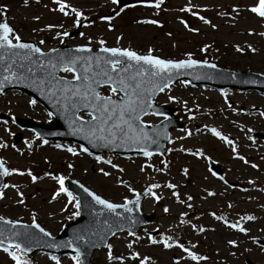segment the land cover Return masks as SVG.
Segmentation results:
<instances>
[{"label": "rangeland", "instance_id": "obj_1", "mask_svg": "<svg viewBox=\"0 0 264 264\" xmlns=\"http://www.w3.org/2000/svg\"><path fill=\"white\" fill-rule=\"evenodd\" d=\"M64 2L70 6L66 9L69 15L58 10L55 0H28L27 5L24 0H0V5L7 9L0 20L6 19L20 37L42 39L44 48L65 44L99 48L98 41L103 39L107 47L130 48L141 54L152 48L153 55L171 60L188 59L190 53L192 59L215 62L224 68L264 73V35H261L264 18L249 10L257 0H163L159 8L138 4L120 9L113 0ZM73 7L87 14V22L82 23L75 38L67 39L57 33L77 27L73 25ZM102 16L112 19L101 20ZM150 20L158 23L141 22ZM49 24L55 27L46 28ZM237 46L242 51H238ZM63 75L71 78L72 73L64 71ZM103 92L110 93L109 90ZM157 100L174 107V113L183 123L182 128L172 132L165 155H94L84 152V147L78 143L47 141L33 130L20 127L13 119H0V144L6 145L0 147V159L9 169L30 170L38 177L33 182L26 174L7 176L9 187L2 189L0 216L32 223L35 215L36 222L52 235L59 234L65 225L74 221L78 217L72 216L77 211L75 201L69 203L64 193L54 199L59 185L45 176L46 172L52 176L62 175L65 181L76 179L114 203L124 202L150 184H158L160 187L151 189L142 205L143 212L155 215L151 223L134 236L118 233L109 243L113 259H108L107 247L93 255L91 264H139L144 257L150 258L146 264H264L262 246L252 239L264 240V138L256 136V133L264 135V116L261 115L264 93L179 81L165 89ZM31 101L35 100L19 90L4 91L0 93V113L49 123L53 119L51 113ZM255 106H258L256 111L252 110ZM144 120L154 123L161 118L149 114ZM235 122L241 123V128L232 124ZM211 128H216L232 144L214 136ZM19 133L21 139L15 143ZM233 145L236 153L232 152ZM68 148L77 154L68 152ZM197 150L203 155L192 154ZM238 156H243L247 163ZM210 160L223 167V180L220 175H213ZM112 164L117 167L113 168ZM253 164L257 167L253 168ZM101 169L109 175H103ZM229 182L240 186L233 187ZM16 183L17 187H11ZM168 183L175 184L176 188H167ZM173 191L179 200L172 195ZM209 191L214 195L209 196ZM18 192L23 195H17ZM151 192L161 199L156 200ZM188 196L192 199L188 200ZM21 199L23 204L18 203ZM165 207L169 209L167 213L163 210ZM181 213L186 215L181 216ZM248 216L255 219L249 220ZM233 223L248 231L242 233L229 227ZM150 231L157 233L151 235ZM149 235L156 240H161L162 235H175V245L166 249L162 243L151 244ZM229 240L236 241V246L229 245ZM177 243L207 259L193 261ZM3 248L0 246V264H15ZM133 252L138 253V257H132ZM30 257L36 264H56L45 252H35ZM56 258L60 264H74L71 255Z\"/></svg>", "mask_w": 264, "mask_h": 264}, {"label": "snow or ice", "instance_id": "obj_2", "mask_svg": "<svg viewBox=\"0 0 264 264\" xmlns=\"http://www.w3.org/2000/svg\"><path fill=\"white\" fill-rule=\"evenodd\" d=\"M58 5V10L64 15H69V12L66 11L69 5H67L64 0H55ZM117 0H113V3H116ZM142 3L146 2L148 6H153L155 8H159L163 3V0H141ZM28 0H24V4L27 5ZM6 6L0 5V17H4L6 13ZM252 13L257 14L261 18H264V0H257V3L250 7L249 9ZM71 13L74 14L75 19L73 21L74 26H78L81 22L82 13L78 11L76 8H71ZM196 15V13H193ZM34 20H38L39 17H33ZM101 20H111L110 16H102ZM201 20H204V17H200ZM143 23H151L157 24L158 21L150 20V21H141ZM205 23H208L207 20H204ZM54 25H46V28H53ZM187 27V24H185ZM215 27V25H213ZM192 31H196V29H191ZM35 31V29H34ZM57 35L68 36V32L57 33ZM81 36L84 34L81 33ZM264 35V33H261ZM119 37L117 38V42H119ZM91 40V38H89ZM41 44L44 43L43 40L40 41ZM100 45V53L101 55H97L95 57L91 55H79L73 57H66L61 54L56 62L49 61L48 67L53 69L58 66L65 72L72 73L71 80L65 78H59L56 80V87L59 92L58 99L62 98V102L65 104V107L70 104L72 109L76 111L79 108H84L89 110L90 120L87 122H83L80 125V128L74 129V132H83L86 134V138H91L94 141L104 142L105 144H112L115 141L119 140L121 144L132 143L137 145H144L147 143L156 144L158 143V139L154 140L151 136H149L148 132L144 130L143 121H141V116L145 114V107H151V104H146L144 96L146 93L149 94V99L151 98L150 94L152 89H156L159 91H163L164 88L168 86L172 82L173 70H180L184 68H192L197 65H207L209 68H215V64H209L208 61H198L191 58V54L188 53V59L181 60H171V59H162L158 56L153 55V49L149 48L147 53L141 54L130 48H121V47H107L105 46V41L100 39L98 41ZM207 45H205V48ZM251 47V46H249ZM18 50H24L23 54H21ZM238 51H242L237 46ZM49 51H55L54 49H50ZM79 53H89L91 51L87 46H79L76 50ZM203 51V49H201ZM255 51V49H252ZM3 53H11L13 57L21 56L23 60L30 61L35 63L36 60H33V54L39 53L40 57H44L46 53L42 52L39 47H36L32 43H25L22 41L19 34L15 32V30L7 23L6 19L0 20V63L6 60V57ZM107 54V55H103ZM40 64H43V60L40 59ZM23 67V65H21ZM32 71V69H29ZM3 71L5 73H11V65L4 67ZM15 74L6 75L3 77V80H0V84L5 81L11 82L12 78ZM22 75V74H21ZM167 80V84H164L163 87L160 86L157 81L163 82ZM72 81H76V84H73ZM40 85L42 88L45 86V81L43 79L40 80ZM186 84L187 81H184ZM100 85H107L109 87V91L112 94L111 96H104L97 90ZM151 85V87H148ZM49 92H52V88H48ZM122 94V95H121ZM56 95V93H53ZM113 96H119V99H113ZM169 99H174L173 97H169ZM30 103H35V101H31ZM51 115V114H50ZM75 116V112L72 113ZM264 116V113H261ZM77 120H82L81 117L77 116ZM139 122V124L137 123ZM211 133L225 141L228 144H232L230 140L224 135H222L216 128L209 129ZM159 137V133L156 134ZM190 135V133H188ZM251 139V137H249ZM95 146V145H94ZM0 147H6V145L0 144ZM59 147V145H57ZM182 151H190L188 149H181ZM68 152L76 155L77 153L72 149L68 148ZM84 152H88L87 148L83 149ZM140 151L144 156H151L152 153L147 150L146 147H141ZM232 152L236 153L237 149L233 145ZM90 154V153H89ZM193 155L202 156L203 154L197 150ZM99 161L100 157H96ZM238 159L247 163V160L243 156H238ZM107 163H111L107 161ZM150 166V165H149ZM69 168L72 167L71 164L68 165ZM113 168H116L117 165L112 164ZM253 168L257 167V165L253 164ZM143 171V167L140 169ZM163 169H158V171H162ZM122 171V169H121ZM187 173V169L184 170ZM103 175H109L108 172L101 169ZM19 174V175H28L33 182H35L38 177L34 175L30 170L26 172H22L19 169L11 168L5 166V162L0 159V177L8 176L10 174ZM45 176H50L54 179L59 187L56 192L53 194V198L55 199L59 194L64 193L68 197L69 203L75 201V207L77 211L72 213L73 217L80 215V207L81 203L79 200L73 196L72 192H70L65 186L64 181L65 177L62 175L52 176L51 173H44ZM215 175V173H213ZM220 179H224L222 176ZM251 183V181H249ZM123 183V181H121ZM169 189L176 188L175 184L168 183L165 185ZM3 188H8V184H4ZM11 187H16L12 185ZM83 188V191L88 194L92 198V201L97 205L102 206V211L107 210L108 212L115 213L117 217L121 214L116 210L118 208L125 209L127 212H131L132 209L128 207L130 201L125 198V202L123 204L112 203L100 195H97L95 192L90 191L88 188H85L83 185L80 186ZM160 187L158 184H150L145 188V193L151 191V189H155ZM130 191L132 189H129ZM4 195L2 189H0V198ZM17 195L22 196V193H17ZM139 195V194H137ZM151 195L156 199H161L160 196H157L155 192H151ZM173 196H177V193L173 191ZM209 196L214 195L213 192H208ZM188 200H191L192 197L188 196ZM23 199L19 200L18 203L23 204ZM183 203V201H179ZM231 206V205H230ZM67 207V205H65ZM188 207L191 208L192 205L188 204ZM164 212L167 213L169 209L165 207ZM186 215L185 213H181V216ZM249 220L255 219V217L248 216L246 217ZM128 219H131L129 217ZM220 219V217H217ZM0 222L4 225H16L20 223L18 220H8L3 216H0ZM183 223V221H181ZM32 227L39 230V232L43 233L44 236H50L44 228H42L35 219V215H33L32 219ZM28 226L25 225V228ZM229 227L238 229V231L242 233H246L248 230L244 227H241L238 224H230ZM203 231V229H200ZM114 234V233H113ZM129 235H135V233L130 232ZM28 240L32 238V235L28 232L19 233L16 231H11L10 236H5V231L3 228H0V244H3L5 240L8 242V246L3 248V251L6 252L11 259L15 262V264H31L30 260L26 258V255L29 251H31L30 247H22L20 243H18L13 237H21ZM77 239L84 240L83 236H78ZM139 239V237H137ZM169 239L171 238H163L161 240H156L149 235L148 240L151 244L162 243L164 248H171L172 244L169 243ZM253 242H255V238L253 237ZM229 245L236 246V241L229 240L227 241ZM49 247H73V241L64 242L61 244L51 243L48 245ZM131 247V244L128 245ZM177 246L193 260H205L207 257L198 256L195 252L189 251L183 244L177 243ZM108 247V259H113L111 254V245H107ZM264 251V246L261 248ZM75 255L71 256L74 264H82L81 256L82 253L79 248H75ZM138 253H131L132 257H138ZM56 261V264H60L59 260L55 257H51ZM115 259H122V257H115ZM150 259L149 257H144L140 259L139 264H146V261Z\"/></svg>", "mask_w": 264, "mask_h": 264}, {"label": "water", "instance_id": "obj_3", "mask_svg": "<svg viewBox=\"0 0 264 264\" xmlns=\"http://www.w3.org/2000/svg\"><path fill=\"white\" fill-rule=\"evenodd\" d=\"M136 1L137 0H118L119 6H124ZM76 32L77 31L70 33L69 37L74 36ZM22 41L25 43H32L38 47L37 43L33 40ZM78 47L79 46H65L56 47L54 48L55 51H42L46 53V55L42 58L39 53H34L33 60H36L35 63L23 60L21 56L13 57L11 53H3L6 60L0 63V80H3V77L6 75H15L13 76L11 82L5 81L0 84V92L5 91L6 89H21L34 96L38 101L44 104L55 118L54 120H51L50 124H40L30 119L23 120L20 118H16V121L21 126L32 128L40 135L48 139L75 140L89 148L94 153H142L140 151L141 147H146L151 153L165 154L168 141L170 140L171 131L175 128H181L182 124L178 121V117L174 115V108L169 107L166 104L159 105L156 103L155 98L161 92L156 89H152L150 99L148 93L144 96L146 104H151V107H145V114L141 116V121H143L142 118L150 112L166 117L157 124L147 125L143 121L142 126L144 127V130L148 132L149 136H151L154 140L158 139V143L137 145L129 142L121 144L120 141L117 140L112 144H105L104 142L94 141L90 137L86 138V134L83 132H74V129L80 128L82 121L87 122L90 120V118L86 119L80 116V113H89V110L79 108V110L76 111L71 108L70 104L67 108L65 107V104L62 102V98L58 99L59 92L56 87V80L59 78H68L60 75V71L62 69L59 66L53 69L48 67V64L50 60L56 62L57 58L61 54L69 58L79 55H91L93 57L101 55L100 48L95 50L90 46H87L91 49L89 53H79L76 51ZM18 51L21 54L24 52V50ZM40 59L43 60V64H40ZM208 63L214 64L210 62ZM9 65H11V73H5L3 69ZM21 65H23V67H21ZM29 69H32V71ZM170 75L173 78L172 82L168 84L167 87L178 80L186 79L192 84H210L217 87H236L239 89L251 88L264 91V87L262 86V84H264V74L249 71H235L222 68L217 65L215 68H209L207 65H197L192 68L173 70V73ZM41 79L45 81V86L43 88L39 83ZM72 83L76 84L77 82L72 81ZM157 83L163 87V85L168 82L165 80L163 82L157 81ZM103 86L107 85H100L97 88L100 93L101 87ZM49 87L52 88V92L48 91ZM148 87H151V85H148ZM53 93H56V95H53ZM113 99H119V96H113ZM73 112H75V116L72 115ZM77 116L81 117L82 120H77ZM137 123L139 124V122ZM157 133L160 134L159 137H157ZM17 137L20 139V136ZM210 164L212 168L217 170L218 173L222 171L221 167L217 164L213 162H210ZM5 178L6 176L0 177V189L5 184ZM81 185V183L74 180L68 181V187L79 197V201L81 203V216L77 221L67 225L60 235L52 236L50 234V236H44V234L39 232L38 229L32 227V224L21 222L16 225H4L0 222V228L4 229L5 236H10L11 231L30 233L32 238L28 240L24 239L23 236L13 237V239L20 243L22 247L31 248V251L28 253H32L37 250H45L52 253H75L74 249L79 248L82 253V263L89 264L94 251L106 246L110 237H112L116 232L128 230L136 233L141 226L149 223L153 218V215H146L141 210L142 201L146 197L145 192L129 199L130 203L128 204V207L132 209L131 212L118 208L116 211L121 215L117 217L115 213L108 212L107 210L102 211V206L95 204V202L92 201V198L83 191V188L80 187ZM129 217H131V219H128ZM25 225L28 227L25 228ZM78 236H83L84 240L77 239ZM0 239H3V237H0ZM68 241H73V247L52 248L48 246L51 243L61 244ZM258 242L264 245V241ZM3 244L8 245L7 240H5Z\"/></svg>", "mask_w": 264, "mask_h": 264}, {"label": "bare ground", "instance_id": "obj_4", "mask_svg": "<svg viewBox=\"0 0 264 264\" xmlns=\"http://www.w3.org/2000/svg\"><path fill=\"white\" fill-rule=\"evenodd\" d=\"M252 110H254V111L258 110V106L253 107ZM232 124H235L238 128H241V126H242L241 123H238V122H235V123H232ZM7 160H9L12 163L14 162V160L10 159V158H7ZM196 165H198V162H196ZM15 186L17 187V183L15 184Z\"/></svg>", "mask_w": 264, "mask_h": 264}]
</instances>
